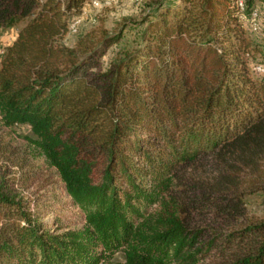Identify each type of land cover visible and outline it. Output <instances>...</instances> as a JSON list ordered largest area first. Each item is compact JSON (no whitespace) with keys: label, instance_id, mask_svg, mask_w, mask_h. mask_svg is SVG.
<instances>
[{"label":"trees","instance_id":"16d2710c","mask_svg":"<svg viewBox=\"0 0 264 264\" xmlns=\"http://www.w3.org/2000/svg\"><path fill=\"white\" fill-rule=\"evenodd\" d=\"M83 3L0 0V28L22 22L0 55V126L30 131L68 198L58 211L1 175L0 264H264V217L246 210L264 199V45L233 0L160 2L103 69L122 31L61 42Z\"/></svg>","mask_w":264,"mask_h":264},{"label":"rangeland","instance_id":"374dc122","mask_svg":"<svg viewBox=\"0 0 264 264\" xmlns=\"http://www.w3.org/2000/svg\"><path fill=\"white\" fill-rule=\"evenodd\" d=\"M162 1L164 5L172 4L176 0H84L81 9L73 15L61 42L73 46L80 36L90 30L94 31L95 36H98L102 31L107 33L122 31L121 39L112 44L100 59V68L103 69L120 51L133 47L144 25L153 18L150 15L151 12L157 11L155 7ZM233 4L237 8L236 18L252 44L263 46L264 0H255L250 14L246 12L245 0H233ZM145 18L147 21L143 22ZM21 25L22 22H19L10 27L0 28V55L3 49L15 39ZM256 61L258 59L254 62ZM254 62H250V65L255 72L260 73L262 68L254 66ZM257 67L261 70H258ZM29 134L30 131L25 126H0V176L15 174L17 183L14 187L19 195L27 199L44 196V199L40 200L42 205L46 204L58 211H64L68 198L55 171L45 168L42 158L32 153L33 149L25 138ZM191 173H194V176H204L202 171L196 172L192 167L185 168L182 175L187 179L193 176ZM246 202L249 218L261 219L264 217V199L261 195H249L246 197ZM41 216L46 220H51L54 217L52 212H45ZM65 224L66 222H61L55 225L54 231L60 233L67 229L80 227V224L69 227H66ZM114 260H123L121 251L114 255Z\"/></svg>","mask_w":264,"mask_h":264},{"label":"built area","instance_id":"2783aa9c","mask_svg":"<svg viewBox=\"0 0 264 264\" xmlns=\"http://www.w3.org/2000/svg\"><path fill=\"white\" fill-rule=\"evenodd\" d=\"M240 5L242 4L241 2L239 3ZM258 70H261V68L257 67Z\"/></svg>","mask_w":264,"mask_h":264}]
</instances>
